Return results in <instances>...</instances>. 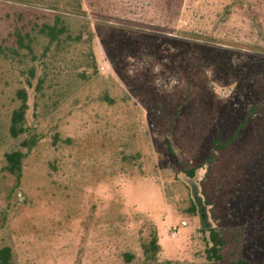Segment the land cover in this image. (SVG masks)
<instances>
[{
	"label": "rangeland",
	"instance_id": "obj_1",
	"mask_svg": "<svg viewBox=\"0 0 264 264\" xmlns=\"http://www.w3.org/2000/svg\"><path fill=\"white\" fill-rule=\"evenodd\" d=\"M195 190L219 264H264V0H0L11 264H209Z\"/></svg>",
	"mask_w": 264,
	"mask_h": 264
},
{
	"label": "trees",
	"instance_id": "obj_2",
	"mask_svg": "<svg viewBox=\"0 0 264 264\" xmlns=\"http://www.w3.org/2000/svg\"><path fill=\"white\" fill-rule=\"evenodd\" d=\"M55 28L50 27L48 25L43 26V32L48 37L49 42L52 43L56 40V34L54 32ZM18 95L22 99V102L18 109L14 110L11 116V126H10V134L13 137H17L20 133H23V129L19 126L25 117V110L27 108L26 104V94L23 90L18 92ZM250 115V114H249ZM37 140L35 137H30L24 140L21 143V146L27 151H31L32 148L36 145ZM25 154L21 151H13L5 154V160L7 166L4 168L10 174L15 175L16 177H21V163ZM189 177H195V170H189L186 172ZM190 213L193 216H197L200 218L203 224V228L206 232H208V244L206 249V256L209 261V264H219L221 260L220 249L224 246L225 242L220 239L216 230H214L210 223L207 222V214L205 212V208L202 206V198L195 190L192 192V203L189 208ZM159 251V245L157 243V238L154 236L147 244L143 245V252L146 257L145 264H153V261L156 258V254ZM128 259L131 256L127 255ZM11 250L8 247H3L0 249V264H11Z\"/></svg>",
	"mask_w": 264,
	"mask_h": 264
}]
</instances>
